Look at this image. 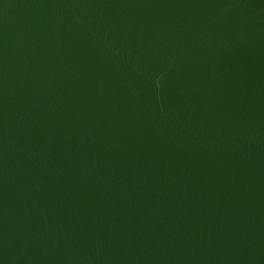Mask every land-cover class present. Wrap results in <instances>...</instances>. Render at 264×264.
I'll return each mask as SVG.
<instances>
[{
  "label": "water",
  "instance_id": "1",
  "mask_svg": "<svg viewBox=\"0 0 264 264\" xmlns=\"http://www.w3.org/2000/svg\"><path fill=\"white\" fill-rule=\"evenodd\" d=\"M0 264H264V0H0Z\"/></svg>",
  "mask_w": 264,
  "mask_h": 264
}]
</instances>
